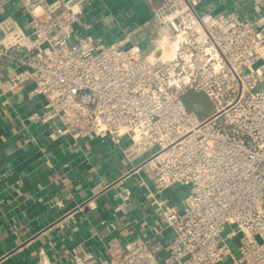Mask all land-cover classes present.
I'll list each match as a JSON object with an SVG mask.
<instances>
[{
	"label": "built area",
	"instance_id": "built-area-1",
	"mask_svg": "<svg viewBox=\"0 0 264 264\" xmlns=\"http://www.w3.org/2000/svg\"><path fill=\"white\" fill-rule=\"evenodd\" d=\"M21 1L25 25L0 18V61L11 65L0 94L31 85L43 103L28 121L76 142L107 140L151 174L152 234L111 237L103 259L76 247L75 264H264V17L162 0L158 37L142 47L74 39L80 1ZM189 90L206 96L207 115L186 109ZM176 186L181 207L162 196Z\"/></svg>",
	"mask_w": 264,
	"mask_h": 264
},
{
	"label": "crops",
	"instance_id": "crops-1",
	"mask_svg": "<svg viewBox=\"0 0 264 264\" xmlns=\"http://www.w3.org/2000/svg\"><path fill=\"white\" fill-rule=\"evenodd\" d=\"M161 2L81 0L73 38H125L148 47L158 37L152 17ZM21 3L0 0V18L10 15L25 25ZM197 8L234 13L239 21L264 17V0H199ZM10 67L0 61V78ZM30 89L0 94V264H75L76 247L80 256L103 259L111 237L125 244L152 234L158 221L148 195L151 174L138 167L140 159L129 163L107 140L76 142L50 122L28 121L43 103ZM162 196L181 207L184 189ZM167 235L165 229L157 236Z\"/></svg>",
	"mask_w": 264,
	"mask_h": 264
},
{
	"label": "trees",
	"instance_id": "trees-1",
	"mask_svg": "<svg viewBox=\"0 0 264 264\" xmlns=\"http://www.w3.org/2000/svg\"><path fill=\"white\" fill-rule=\"evenodd\" d=\"M182 100L187 110H192L191 107L197 106V110L200 114H203L205 112V108L198 104L201 102L204 103V101L207 100L206 96L203 93L189 90L182 96Z\"/></svg>",
	"mask_w": 264,
	"mask_h": 264
},
{
	"label": "rangeland",
	"instance_id": "rangeland-1",
	"mask_svg": "<svg viewBox=\"0 0 264 264\" xmlns=\"http://www.w3.org/2000/svg\"><path fill=\"white\" fill-rule=\"evenodd\" d=\"M165 44H167V43L164 42L163 46H164ZM167 45H168V44H167ZM198 104H199L200 106H202V107L205 108V112H204L203 114H200V113H199V111L197 110V106H193V107H191V109H192L193 111H195L199 117H203V116L207 115V114L210 112V110H211V105H210V103H209L207 100H205L204 103L201 102V103H198Z\"/></svg>",
	"mask_w": 264,
	"mask_h": 264
},
{
	"label": "bare ground",
	"instance_id": "bare-ground-1",
	"mask_svg": "<svg viewBox=\"0 0 264 264\" xmlns=\"http://www.w3.org/2000/svg\"><path fill=\"white\" fill-rule=\"evenodd\" d=\"M167 44H168V42H167ZM167 44H165V45L163 46V49H164V55L168 54V53L170 52V49H171Z\"/></svg>",
	"mask_w": 264,
	"mask_h": 264
},
{
	"label": "water",
	"instance_id": "water-1",
	"mask_svg": "<svg viewBox=\"0 0 264 264\" xmlns=\"http://www.w3.org/2000/svg\"><path fill=\"white\" fill-rule=\"evenodd\" d=\"M79 1H81V0H68V4L73 5V4L78 3Z\"/></svg>",
	"mask_w": 264,
	"mask_h": 264
}]
</instances>
